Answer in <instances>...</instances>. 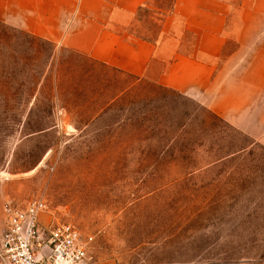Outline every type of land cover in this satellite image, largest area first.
Returning <instances> with one entry per match:
<instances>
[{
  "label": "rangeland",
  "instance_id": "374dc122",
  "mask_svg": "<svg viewBox=\"0 0 264 264\" xmlns=\"http://www.w3.org/2000/svg\"><path fill=\"white\" fill-rule=\"evenodd\" d=\"M172 4L150 0L137 33L156 39ZM12 28L0 24V237L6 202L41 198L44 226L94 237L91 264H264V144L153 79L66 46L52 62V43Z\"/></svg>",
  "mask_w": 264,
  "mask_h": 264
},
{
  "label": "crops",
  "instance_id": "0c3cea01",
  "mask_svg": "<svg viewBox=\"0 0 264 264\" xmlns=\"http://www.w3.org/2000/svg\"><path fill=\"white\" fill-rule=\"evenodd\" d=\"M149 1L0 0V20L177 90L264 144V0H173L156 39L134 28Z\"/></svg>",
  "mask_w": 264,
  "mask_h": 264
},
{
  "label": "built area",
  "instance_id": "2783aa9c",
  "mask_svg": "<svg viewBox=\"0 0 264 264\" xmlns=\"http://www.w3.org/2000/svg\"><path fill=\"white\" fill-rule=\"evenodd\" d=\"M3 211L0 264H91L94 237L68 222L44 226L40 215L47 204L43 199L6 202Z\"/></svg>",
  "mask_w": 264,
  "mask_h": 264
},
{
  "label": "trees",
  "instance_id": "16d2710c",
  "mask_svg": "<svg viewBox=\"0 0 264 264\" xmlns=\"http://www.w3.org/2000/svg\"><path fill=\"white\" fill-rule=\"evenodd\" d=\"M0 24H6L5 22H3V21H1L0 20ZM7 25V24H6ZM9 26V25H8ZM10 27H12V26H10ZM16 27H13L12 29H15ZM17 29H19V28H17ZM20 31H23L24 33H27V34H29V35H31V36H33V37H35V38H37V39H41V40H43V41H46V42H50V41H48V40H46V39H44V38H41V37H39V36H36V35H34V34H32V33H29V32H27V31H25V30H22V29H19ZM51 43V42H50ZM52 45L54 46V48L51 50V52H50V56H49V58L52 60V62H53V60H54V58H55V56H56V51H55V45L52 43ZM79 54H81V55H85V54H82V53H79ZM85 56H87V55H85ZM87 57H89V56H87ZM89 58H91V57H89ZM92 60H94L95 62H99V63H102V64H105V63H103V62H101V61H97V60H95V59H93V58H91ZM117 71H120V72H122V73H126V72H123V71H121V70H118V69H116ZM126 74H129V73H126ZM129 75H131V74H129ZM134 79H135V81L136 82H138V81H140L141 79L140 78H138V77H136V76H133V75H131ZM130 86L131 85H129V86H127V87H124V88H122V90H121V93H123V92H125L128 88H130ZM157 86H159V87H161V88H163V89H165V90H169V91H172V92H174V93H177V94H179L180 96H185L184 94H182L181 92H179V91H177V90H174V89H172V88H168V87H165V86H162V85H160V84H158L157 83ZM151 90V89H150ZM151 92V91H150ZM143 94H141V96H142ZM144 97H147V96H145L144 95ZM244 149V148H243ZM243 149H239L238 151H242ZM237 152V151H236ZM236 152H233V153H236ZM232 153V154H233Z\"/></svg>",
  "mask_w": 264,
  "mask_h": 264
}]
</instances>
